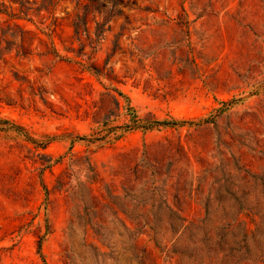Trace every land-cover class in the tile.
Listing matches in <instances>:
<instances>
[{
	"label": "rangeland",
	"instance_id": "rangeland-1",
	"mask_svg": "<svg viewBox=\"0 0 264 264\" xmlns=\"http://www.w3.org/2000/svg\"><path fill=\"white\" fill-rule=\"evenodd\" d=\"M28 1L0 0V264H264V0Z\"/></svg>",
	"mask_w": 264,
	"mask_h": 264
},
{
	"label": "trees",
	"instance_id": "trees-1",
	"mask_svg": "<svg viewBox=\"0 0 264 264\" xmlns=\"http://www.w3.org/2000/svg\"><path fill=\"white\" fill-rule=\"evenodd\" d=\"M7 1L11 3L10 5L17 6L16 10L18 11V13L23 14L25 16L27 15V12L29 10V8L27 7V5H29L28 0H7ZM54 1L56 2V0H43V5L41 6V8L38 9V11H40L42 8L46 9V7L49 5H53ZM76 1L78 4L79 1L81 0H76ZM83 1H87V4L81 6L82 12L76 15L75 20H87L88 14L90 13L91 10H95L99 14H101V8L102 6H104V4H110L111 8L113 9L117 7L119 4H123L122 0H83ZM101 1H104V4H100ZM8 10L10 11L9 13ZM13 11L14 9L12 8V6H7L4 3L0 2V15H6L12 19H20L17 14L13 13ZM27 34H28L27 31H24L22 29L20 30L22 42H24L25 35Z\"/></svg>",
	"mask_w": 264,
	"mask_h": 264
}]
</instances>
